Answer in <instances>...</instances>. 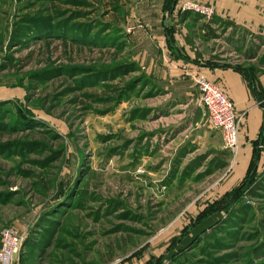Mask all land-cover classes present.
<instances>
[{
    "label": "rangeland",
    "instance_id": "rangeland-1",
    "mask_svg": "<svg viewBox=\"0 0 264 264\" xmlns=\"http://www.w3.org/2000/svg\"><path fill=\"white\" fill-rule=\"evenodd\" d=\"M78 1L0 0V236H20L15 264H264V116L247 166L217 169L205 76L168 61L231 68L259 103L264 37L229 27L219 0Z\"/></svg>",
    "mask_w": 264,
    "mask_h": 264
},
{
    "label": "crops",
    "instance_id": "crops-1",
    "mask_svg": "<svg viewBox=\"0 0 264 264\" xmlns=\"http://www.w3.org/2000/svg\"><path fill=\"white\" fill-rule=\"evenodd\" d=\"M215 12L216 16L231 23L232 26L243 27L250 32H255L258 36L264 37V5L256 0H219ZM222 16L225 18H222ZM232 26L229 25V27ZM158 40L159 48L165 58L162 36H159ZM184 45V50L188 54L190 53L192 57H198L186 36H184ZM168 61L173 75L190 77L191 79L195 74L204 75L223 90L232 101L237 113L244 114V124L239 135L240 150L235 159L241 169L245 168L250 159L251 142L258 138L260 126L263 122L264 109L260 108L259 104L264 100L257 103L255 93L248 87L245 79L231 68H207L202 64L197 67L185 63L182 59L173 62L168 59ZM260 81L264 90V78H261ZM218 134L221 138V134L219 132Z\"/></svg>",
    "mask_w": 264,
    "mask_h": 264
},
{
    "label": "built area",
    "instance_id": "built-area-1",
    "mask_svg": "<svg viewBox=\"0 0 264 264\" xmlns=\"http://www.w3.org/2000/svg\"><path fill=\"white\" fill-rule=\"evenodd\" d=\"M184 8L209 20L214 15L211 5L187 2ZM200 95V104L207 114L209 126L221 134L224 149L237 157L240 144L239 135L244 124V114L236 112L232 101L216 84L203 76L194 78ZM21 238L13 228L2 230L0 236V264H15L20 250Z\"/></svg>",
    "mask_w": 264,
    "mask_h": 264
},
{
    "label": "trees",
    "instance_id": "trees-1",
    "mask_svg": "<svg viewBox=\"0 0 264 264\" xmlns=\"http://www.w3.org/2000/svg\"><path fill=\"white\" fill-rule=\"evenodd\" d=\"M66 2H80L78 0H65ZM165 11H172V9H168ZM228 25L232 26L231 23H228ZM207 26V25H206ZM207 30H208V26H207ZM213 33V32H212ZM210 34V38L215 39V35L214 34ZM250 89L252 90L253 93H255V97L257 99L256 96V92H255V88L251 85ZM262 128L264 129V122L262 125ZM261 128V129H262ZM262 144H259V147L256 149L255 153V157L251 160V164L257 165L259 164V160H260V154H261V150L264 149V138L262 139ZM223 156V159L220 160L217 164V169H223L228 165V160L230 158V154L228 152H223L221 154ZM257 187V186H256ZM251 194L253 192H250ZM221 216L219 214H213L208 216L207 218L203 219L202 221H200L196 227L193 228V230L191 231V234L189 237H186L182 240L181 244H180V249H186L188 246H190L192 244V242H194V240H196L200 235L202 234H207V233H211V231L217 226V224L219 223V221L221 220ZM263 245V244H262ZM262 245L257 248L256 252L263 250Z\"/></svg>",
    "mask_w": 264,
    "mask_h": 264
},
{
    "label": "water",
    "instance_id": "water-1",
    "mask_svg": "<svg viewBox=\"0 0 264 264\" xmlns=\"http://www.w3.org/2000/svg\"><path fill=\"white\" fill-rule=\"evenodd\" d=\"M259 107L264 109V102L260 103Z\"/></svg>",
    "mask_w": 264,
    "mask_h": 264
}]
</instances>
